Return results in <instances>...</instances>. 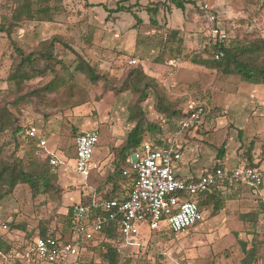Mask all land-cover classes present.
<instances>
[{
	"label": "rangeland",
	"instance_id": "rangeland-1",
	"mask_svg": "<svg viewBox=\"0 0 264 264\" xmlns=\"http://www.w3.org/2000/svg\"><path fill=\"white\" fill-rule=\"evenodd\" d=\"M13 1L0 0V16ZM118 1L50 0L51 5L57 7L51 21L25 20L11 36L26 53L42 40L61 36L99 73L108 76L110 86L103 80L91 83L83 74L74 73L75 56L57 45L55 56L70 68L71 78L65 86L57 92L31 96L9 105L18 123L24 126L33 123L40 130L46 141L41 158L55 153L69 165L63 162L56 168L58 191L33 196L28 185L19 184L11 194L0 199V239H8L19 251L9 257L0 254V264H10V258L18 257L21 250L27 249L41 227L62 240L72 239L67 218L69 204L76 201L79 192H86L89 188L99 192L111 189L106 177L114 168V149L132 127L127 119V106L133 100L131 92L117 91L112 87L119 86L132 67L139 66L154 77L159 90L180 109H186L190 101L209 109H221L220 113L201 119L196 124L197 129L169 134L174 126L155 111L152 92L142 102L147 119L160 125L175 146L183 147V155L177 161L181 166L197 164L199 167L195 170H202L226 162L225 167L231 169L241 163L239 153L251 139L256 142L258 152L261 151L264 143V85L242 81L235 75L224 76L191 60L213 57L209 26L201 9L204 0H189L184 9L169 3L171 10L161 9L156 18L143 7L158 0L124 2L125 5L139 3L133 11L141 18L140 24H136L129 12L108 16L105 7L113 8ZM213 5L221 28L232 39H248L254 43L264 40V0H213ZM151 18L156 23H151ZM167 28L178 29L183 42L167 43L170 37ZM169 46L179 48L180 56L175 57L174 52H169ZM14 57L11 40L0 32V105L45 85L54 76L49 71L25 82L17 90L6 80ZM128 59L137 62L129 65ZM55 69L63 73L59 70L60 65H55ZM243 128L245 132L239 137L238 131ZM81 130H97L99 133L93 153L94 167L88 178L73 168L74 135ZM152 134L147 133L144 139L156 135L155 132ZM222 143L225 144V155L220 161L216 158V151ZM0 145L6 156L21 157L27 149V144L17 146L5 132L0 134ZM193 158L197 161L194 162ZM61 167L70 175L62 176L58 171ZM116 183L118 195L125 194L130 182L118 178ZM234 189L220 194L222 207L219 210L215 211L211 205L203 207L202 220L189 230L174 233L162 227L150 231L146 243L140 248L123 245L122 264H244L241 243H246L249 248L254 237L258 250L255 259L248 264H264V204H260L258 198L250 202L248 197H243L247 200L242 202L239 197L234 200L236 192L243 193L247 188L239 185ZM197 197L188 196L192 200ZM255 211H260L258 217L242 218V214ZM82 249L80 254L68 257V264H83L98 257L100 250Z\"/></svg>",
	"mask_w": 264,
	"mask_h": 264
},
{
	"label": "trees",
	"instance_id": "trees-1",
	"mask_svg": "<svg viewBox=\"0 0 264 264\" xmlns=\"http://www.w3.org/2000/svg\"><path fill=\"white\" fill-rule=\"evenodd\" d=\"M128 0H119L115 7L106 8L108 16L112 13L129 12L133 15L136 24L142 23L141 18L133 11V7L139 6V3H133L125 5L124 2ZM190 2L189 0H158L150 5H146L143 9L154 18L161 9L171 10L172 4L176 8L184 9V4ZM105 6V5H104ZM142 6H140L141 8ZM56 6H52L50 0H14L8 10L0 16V32L5 33L11 40L15 57L12 61L10 71L6 80L13 84L15 89L20 90L23 84L37 76L46 74L47 72H53L54 76L45 85L33 89L22 95H18L14 100L7 104L0 105V134L9 133L17 146H23L27 144L23 156L18 157L14 154L6 156L3 151V147L0 145V199L12 193L13 189L19 184H26L30 187L31 194L36 196L41 193H49L58 191V185L56 183L57 174L56 167L49 163L48 156L41 158V149L39 141L41 140V132L37 128L38 136L30 137L24 133L25 126L18 123L14 114L10 110L9 105L16 104L20 100L27 99L31 96H37L42 94H49L57 92L61 87L65 86L66 81L71 78L70 68L63 64V62L55 56V49L57 45L62 48L68 49L74 57V65L72 71L74 73L83 74L91 83H97L103 80L105 85L110 86V79L106 74L99 73L96 68L91 65L79 52L72 48L61 36L54 35L48 39L42 40L38 46L29 52L19 47L15 41L11 39L14 31L21 28V23L25 20L34 21H51L55 12ZM151 23L156 21L151 18ZM170 34L169 41L183 42L181 36H179V30L173 28H167ZM179 46V45H177ZM209 46L213 51V57L210 59H191L194 63L203 65L206 68L215 70L217 73L224 76L235 75L240 80L251 84H263L264 85V40L254 43L250 40L232 39L230 36L222 41L217 42L210 39ZM165 47V45H164ZM169 52H174L175 57H179V48L169 46ZM217 54V57L214 56ZM40 61L42 62L40 64ZM60 65V69L63 73H60L55 69V65ZM69 73V74H67ZM66 74L69 76L67 78ZM112 89L117 91H129L132 94L133 100L127 106V119L132 123V127L126 133L122 143L114 149L115 164L111 173L106 177V182L111 183L110 190L101 191L105 198H117L125 199L131 189V181L134 177L132 172L123 174V170L127 168L126 162L130 154L136 151L142 142L145 140L144 136L153 132L156 133L152 138L147 139L153 148H165L173 145L174 142L168 138L171 133L179 131H187L192 128L197 129V123L205 117L213 116L220 113L221 109L213 108L209 109L204 105L197 104L196 108L200 109V117L194 126L187 129H182L180 124L185 118V109H180L177 103H172L167 95L159 90L156 79L143 71L139 66L130 68L125 78L121 81L119 86H114ZM152 92L154 98V109L156 112L164 115L168 122H172V129L168 135L165 134L163 128L149 121L142 107V102L148 99L149 93ZM251 118V116L248 118ZM36 126V125H35ZM199 128V127H198ZM243 130V131H242ZM245 128L238 131V136L241 137ZM76 135V134H75ZM74 135V136H75ZM22 137V138H20ZM23 143V144H22ZM256 142L254 139L249 140L243 151L239 153L240 162H245L253 167H257L258 163L253 162V150L255 149ZM261 152L264 150V143H262ZM261 153V154H262ZM225 155V144L222 143L217 148L216 158L222 161ZM223 162L215 164L214 168H223ZM258 168V167H257ZM116 177V178H115ZM118 178L127 179L130 182L125 194L118 195L119 189L116 180ZM237 184H228L227 181H223L215 186H212L209 191L199 194L197 197V204L202 211L203 207L211 205L215 211L219 210L222 202L221 193L227 189L237 188ZM260 211L248 212L242 214L243 219H251L255 215L258 217ZM264 214V211H263ZM264 216V215H263ZM67 218L69 229L75 237L73 231V217L72 207L69 206L67 210ZM257 225V224H256ZM255 225V226H256ZM46 229L41 227L36 236H45ZM54 236V234H52ZM33 237V239H34ZM59 238V237H57ZM255 238V237H254ZM254 238L252 239L251 246L247 248L246 243H241V247L244 253L242 262L244 264L250 263L256 257L258 246L256 245ZM33 239H31L27 249L21 250L20 253L30 252L29 250ZM61 239V238H59ZM121 237L112 223H107L101 231V235L97 239L89 240L83 243V247L93 251L100 249L98 257L91 258L89 261L83 264H122L124 260V254L120 249ZM87 247V248H86ZM15 249L14 245L8 241V239H0V254L10 255ZM33 257V256H32ZM20 264L21 261L17 260ZM34 264V263H29Z\"/></svg>",
	"mask_w": 264,
	"mask_h": 264
},
{
	"label": "built area",
	"instance_id": "built-area-1",
	"mask_svg": "<svg viewBox=\"0 0 264 264\" xmlns=\"http://www.w3.org/2000/svg\"><path fill=\"white\" fill-rule=\"evenodd\" d=\"M201 9L209 26L211 39L217 42L226 40L229 35L218 22L213 0H204ZM214 56L217 57V54ZM136 62L135 59L127 61L129 65ZM196 106L194 101L188 103L186 116L180 124L182 129L192 127L198 121L200 109ZM24 133L30 137L38 136L33 123L25 126ZM98 139L97 130H81L74 136L73 168L76 173L89 175ZM39 145L46 146L45 139L41 138ZM182 148L174 144L165 148H153L145 139L126 160L128 166L123 170V174H134L127 198H105L101 192L93 191L88 199L86 197L71 205L74 238L62 240L50 233L36 236L29 249L33 257L30 252L20 253L18 257L10 258L9 263L20 264L17 261L20 260L21 264H68V257L80 254L82 248L85 250L81 244L97 239L107 223L116 227L121 237V250L123 245L140 248L142 229L150 232L166 227L174 233L187 231L190 226L202 220V211L196 200L189 199L188 196H198L223 181L245 186L254 196L258 195L264 181V171L245 162L231 169H205L196 178L176 174L177 161L183 155ZM47 156L49 163L56 168L67 162L58 158L55 153H49Z\"/></svg>",
	"mask_w": 264,
	"mask_h": 264
},
{
	"label": "crops",
	"instance_id": "crops-1",
	"mask_svg": "<svg viewBox=\"0 0 264 264\" xmlns=\"http://www.w3.org/2000/svg\"><path fill=\"white\" fill-rule=\"evenodd\" d=\"M262 152L260 151V152H258V150L256 149V147H255V149L253 150V162L254 163H258V165H257V167L259 168V169H261L262 171H264V168L262 167V160L264 159V152L261 154ZM194 156H196V155H194ZM194 159V158H193ZM192 159V160H193ZM190 161V160H189ZM194 162H196L197 160L196 159H194L193 160ZM236 161V160H235ZM226 162H223V164H225ZM65 164L66 165H69L68 164V161L67 162H65ZM192 164V163H191ZM199 167V165H197V164H194V165H192L191 167H183V166H181L179 163H177L176 164V168H175V172H176V174H178V175H180V176H184V177H188V178H196V177H198V176H200L202 173H203V171L205 170V169H200V170H195V167ZM94 167V165L93 164H91V170H92V168ZM224 167H225V165H224ZM192 169V170H191ZM90 170V171H91ZM59 172H60V174L62 175V176H68V175H70L68 172H67V169L66 168H63V167H61L60 168V170H58ZM90 174V173H89ZM89 176V175H88ZM88 176H87V178H88ZM71 184H73V183H71ZM263 184H264V181H263ZM261 185V187L259 188V191H258V195L257 196H254L253 194H252V192L250 191V189H248L247 187V189H243L244 190V192L243 193H235L236 195H237V197L234 199V200H238V197H239V201H245V200H247V199H242L243 197H248L250 200H249V202L251 201V200H253V198H258L259 200H260V204H262L263 203V201H264V185ZM90 190H86V192H79V194L77 195V197H76V201H73V202H71L70 204H69V206H71V205H73V204H75V203H78V202H80V201H82V200H84V199H86V198H84V196L85 195H87V199H88V197L90 196V194L93 192V191H97V189H93V188H89ZM235 191L236 190H238V189H234ZM234 191V192H235ZM84 193H85V195H84ZM233 200V201H234ZM255 206H257V205H255ZM259 206V205H258ZM256 208V207H255ZM141 237H142V245H144V239L146 238V236H147V234H148V230L147 229H142L141 230Z\"/></svg>",
	"mask_w": 264,
	"mask_h": 264
}]
</instances>
